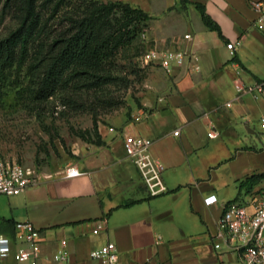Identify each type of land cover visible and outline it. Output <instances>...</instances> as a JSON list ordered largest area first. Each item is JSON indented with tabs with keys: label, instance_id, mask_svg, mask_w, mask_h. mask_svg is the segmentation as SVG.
I'll list each match as a JSON object with an SVG mask.
<instances>
[{
	"label": "crops",
	"instance_id": "crops-1",
	"mask_svg": "<svg viewBox=\"0 0 264 264\" xmlns=\"http://www.w3.org/2000/svg\"><path fill=\"white\" fill-rule=\"evenodd\" d=\"M122 1L148 12L146 35L152 46L194 52L200 69L189 70L184 64L168 71L159 65L163 78L154 96L136 107L131 118L120 119L118 125L105 130L98 127L103 144L87 141L64 166L36 168V182L19 194H3L8 200L0 205V218L30 221L41 231L38 264H107L103 258L92 257L91 251L108 241L117 247L115 264H212L238 257L236 251L214 247L215 233L225 204L248 199L251 191L239 187L237 196L230 199L220 191L216 179L221 163L232 167L229 179L239 186L246 176L264 172L259 164L262 153L253 145L225 144V139L237 135L238 120L249 119L245 97L258 101L264 95V70H259L264 69V35L255 26L251 0H189L185 6L181 0ZM196 1L204 4L223 37L204 24ZM230 41H239L233 54L226 46ZM256 84H262L263 90H246ZM213 124L216 137L208 135ZM128 132L152 139L149 150L163 165L165 192H149L124 150L123 136ZM210 144L227 148L228 156L217 165L216 160L208 161L209 167L201 173L199 153ZM71 164L84 173L66 177L64 170ZM262 182L264 179L254 186ZM187 188L190 200L180 202L181 212L170 210L166 201L157 198ZM213 194L216 201L207 204L205 197ZM130 200L135 202L125 204ZM187 221L200 222L204 230H190ZM23 232L15 228L11 234L0 224V233L16 243H21ZM62 239L70 254L66 262L52 259ZM2 264L29 263L15 261L10 255Z\"/></svg>",
	"mask_w": 264,
	"mask_h": 264
},
{
	"label": "trees",
	"instance_id": "trees-1",
	"mask_svg": "<svg viewBox=\"0 0 264 264\" xmlns=\"http://www.w3.org/2000/svg\"><path fill=\"white\" fill-rule=\"evenodd\" d=\"M189 0H181L183 6ZM204 24L223 37L219 24L202 2H195ZM15 22L0 37V103L12 81L26 69L32 99L45 102L59 95L61 104L75 111L89 110L93 129L83 139L103 144L99 134L100 110L108 112L125 104V95H113L112 85L127 91L132 85V68L121 74L122 52L141 40L149 29L150 15L122 0H0V18ZM264 179V172L246 176L240 187L251 190ZM135 200L127 201L132 204ZM11 234L13 219L0 218Z\"/></svg>",
	"mask_w": 264,
	"mask_h": 264
},
{
	"label": "rangeland",
	"instance_id": "rangeland-1",
	"mask_svg": "<svg viewBox=\"0 0 264 264\" xmlns=\"http://www.w3.org/2000/svg\"><path fill=\"white\" fill-rule=\"evenodd\" d=\"M15 22L9 17L0 18V37L5 36L14 27ZM148 31V30H147ZM145 31V32H147ZM152 46V42L147 35L141 34V40L125 49L118 59L121 74H127L132 68L137 69L138 74H130L133 80L131 87L124 91L119 85H112L113 95H125V104L118 108H112L108 112L103 109L98 115V127L103 130L118 125V120L131 118L132 111L136 107H141L146 98L154 96L157 86L161 85L162 68L148 61L144 54ZM264 66V58L262 59ZM261 62V61H260ZM259 62V63H260ZM260 71L264 69H259ZM261 71V72H262ZM264 79V74L262 75ZM10 85L3 101L0 103V151L9 159L30 165L35 168H52L64 166L75 156V151L79 145L89 144L80 135L90 136L93 129V115L89 110L75 111L69 106L61 104L59 95L51 97L45 102H36L32 99L29 89V75L24 69L20 75H11ZM249 107V119L240 118L237 124V135L225 139V144L239 142L240 145H253L260 151L259 164L264 170V129L261 127V116H264V95L259 100L253 97H245ZM259 103V104H258ZM261 103V104H260ZM249 121V122H248ZM247 126L252 131H250ZM124 137V136H123ZM211 142H215L212 140ZM221 145V144H220ZM227 148H220L215 144H210L200 150V171L205 173L209 167L208 161L217 165V162L224 160L228 155ZM255 164L252 163V166ZM216 182L220 186L223 195L230 199L237 196L239 182L232 181L230 174L232 167L221 163L217 166ZM259 185V184H258ZM254 186L252 194L264 187V183ZM244 194V193H243ZM190 189H180L173 195L171 193L159 196V201H166L170 210H182L181 201L190 200ZM249 196V197H250ZM248 197V198H249ZM156 198V199H157ZM7 196L0 195V205L6 203ZM189 229L198 233L204 230L203 225L198 221L186 222ZM212 264H243L236 255L229 259L225 257L223 263L215 262Z\"/></svg>",
	"mask_w": 264,
	"mask_h": 264
},
{
	"label": "built area",
	"instance_id": "built-area-1",
	"mask_svg": "<svg viewBox=\"0 0 264 264\" xmlns=\"http://www.w3.org/2000/svg\"><path fill=\"white\" fill-rule=\"evenodd\" d=\"M251 6L256 12L255 26L264 35V0H251ZM147 32H143L146 36ZM239 41L226 44L233 54ZM148 61H152L166 70L189 65V70H199V57L194 52H187L179 48H159L151 46L144 54ZM245 87H239L244 90ZM263 90L262 84L250 85L246 90ZM230 105V102L226 103ZM264 127V116L261 117ZM208 135L216 137L218 131L213 124ZM179 130L174 133L178 134ZM152 139L139 133H125L123 147L138 168L151 195H157L167 190L162 178L163 165L150 153ZM75 164L68 165L64 170L66 177L83 174ZM39 179L36 168L9 159L0 151V194L16 195L25 190L31 183ZM251 195V193H250ZM205 202L211 204L216 201V195L205 197ZM15 228L23 229L21 243H16L10 236L0 233V264L12 256L15 261L38 264L41 257V231L30 221H18ZM215 248L226 247L236 251L243 264H264V187L257 190L248 199H235L227 202L219 218L218 229L215 233ZM158 237L157 241H160ZM69 249L65 239L60 241L59 247L52 255L58 262L69 259ZM91 256L103 258L107 264H115L118 260L115 242L108 241L101 247L91 251Z\"/></svg>",
	"mask_w": 264,
	"mask_h": 264
}]
</instances>
